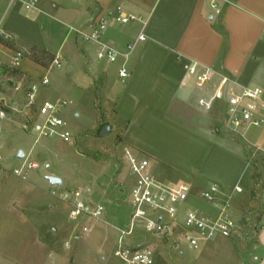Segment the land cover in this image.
Returning <instances> with one entry per match:
<instances>
[{
  "label": "crops",
  "instance_id": "crops-1",
  "mask_svg": "<svg viewBox=\"0 0 264 264\" xmlns=\"http://www.w3.org/2000/svg\"><path fill=\"white\" fill-rule=\"evenodd\" d=\"M213 1L218 4L219 14L212 7ZM118 7L137 20L122 23ZM24 8L20 1L0 0V19L13 36L9 41L13 48L0 42L1 95L5 97L8 88L16 87L24 78L40 81L48 77L49 70L28 55L14 69L10 68L14 51L37 47L54 56L59 53L64 70L52 79L48 77L52 82L50 91L77 94V101L72 96L73 103L84 107L81 95L104 83L103 90L113 98L118 116L127 122L124 143L137 155H149L158 175L167 170L169 177L161 175L162 180L188 185L192 191L200 188L199 192L212 184L226 191L236 185L243 188V193L252 191L253 168L244 150L238 142L225 139L219 118L209 115L212 109L201 107L199 100H209L221 76L226 75L260 89L258 115L264 119V0H39L29 15L24 14ZM45 17L68 28L57 47L44 37ZM92 20L103 22L106 43L128 53L117 61L120 66L114 78L104 61L97 59L99 45L85 42L73 33L72 29H86ZM142 34L145 40L139 39ZM128 44H134L131 52ZM190 63L198 66L195 76L185 69ZM124 64L130 74L126 80L119 76ZM207 68L215 74L200 85L197 76ZM42 86L39 91L44 89ZM223 103L227 111L223 99H216L213 106ZM17 104L12 102L5 107V119L13 117L11 110ZM5 119H0V135ZM218 126L222 127L212 128ZM184 141L191 151L195 150V159L185 157L181 150ZM250 142L264 148V131ZM201 204L204 211H213L209 204ZM240 235L239 228L231 237H217L202 247L208 250L213 240L223 238L241 242L243 250L252 238L247 260L249 264H264V211L253 234L247 240ZM239 264L246 263L242 260Z\"/></svg>",
  "mask_w": 264,
  "mask_h": 264
},
{
  "label": "rangeland",
  "instance_id": "rangeland-1",
  "mask_svg": "<svg viewBox=\"0 0 264 264\" xmlns=\"http://www.w3.org/2000/svg\"><path fill=\"white\" fill-rule=\"evenodd\" d=\"M24 14L29 15L30 10L24 8ZM67 31L64 25L46 18L44 37L52 46L57 47ZM73 33L77 34L75 31ZM105 62L103 65L110 68L111 76H118L119 62L109 65ZM64 65L62 62L60 67H52L48 77L52 79L61 73ZM33 83L38 84L39 80L24 78L16 87L8 88L9 93L5 97L2 95L8 106L12 102L18 104L11 110L13 117L3 120L5 126L0 135L1 153L11 163L22 149L25 156L37 161L41 168L32 171L26 181L11 176L0 181V264H119L114 256L118 239L115 226L126 228L132 212L129 200L132 179L126 158V152L130 149L127 142L123 141L127 122L118 116L113 98L103 90L104 83L81 95L84 107L73 103L72 96L76 100L77 94L52 93V82L42 86L44 89L39 91L36 102L31 104L27 93ZM47 98L68 102L61 113L71 132L68 141L56 135L41 133L35 128L40 121L38 107ZM225 110L224 103L212 107L209 115L219 118L223 126L212 128L217 130L222 127L220 130L225 139L238 142L236 144L244 150L253 168L252 191L238 194L231 205L234 218L241 222L239 238L247 240L264 211V165L262 157L254 155L250 142L262 136L264 123L246 130L243 128L249 143L224 127ZM105 125H109L111 130L108 135L101 136ZM182 145L185 157L195 159V150H190L188 142L184 141ZM137 157L150 156L140 152ZM164 171L162 177H169L167 170ZM46 175L60 177L63 184L51 186L45 179ZM75 188L88 191L84 197L92 203L101 202L106 206L109 225L100 226L89 234L82 233L84 222H72L69 217L70 205L54 194ZM198 190L200 188H193L194 193H199ZM201 203L190 198L184 206L201 208ZM220 239L222 241L213 240L214 244H210L208 250L202 247L207 242L201 243L199 248H189L182 241L180 231L173 227L160 235L137 230L131 241L152 246L155 250L152 264H239L242 260L249 264L247 259L252 238L246 242L249 248L245 246L243 250L241 242Z\"/></svg>",
  "mask_w": 264,
  "mask_h": 264
},
{
  "label": "built area",
  "instance_id": "built-area-1",
  "mask_svg": "<svg viewBox=\"0 0 264 264\" xmlns=\"http://www.w3.org/2000/svg\"><path fill=\"white\" fill-rule=\"evenodd\" d=\"M17 1L22 2L27 10L36 9L39 3V0ZM212 7L219 14L220 10L215 1H213ZM118 11L121 14L122 23L137 20V17L133 15L123 14L120 7H118ZM87 28L73 30L84 41L99 45L97 53L99 61L114 63L119 61L122 56H128V53H123L115 45L103 40L104 25L102 21L92 20ZM139 39L145 40L146 37L142 34ZM0 40H13V36L5 29L3 18L0 19ZM133 48L134 44H128V51L131 52ZM29 53V50L14 51L10 56L8 66L14 69ZM62 60V55L56 54L48 70L54 66L60 67ZM185 69L189 75L195 76L198 66L196 63H190L185 65ZM214 74L213 70L204 69L197 76L198 84L204 85ZM129 75L126 65H122L119 69V76L125 80ZM48 83L49 79L45 76L38 84L33 83L29 87L27 97L31 104L37 100L39 85H47ZM260 93L259 88L245 86L235 78L222 75L220 84L213 96L209 100L201 98L199 105L206 110H211L216 99H223L227 104L225 123L227 128L247 140L243 128L246 130L250 126H260L264 123V119L258 115ZM67 104L66 100L43 101L38 107L40 121L35 125V128L41 133L56 135L68 141L71 132L67 121L61 116ZM7 106L0 94V119L7 118V110L5 109ZM247 141L249 142V140ZM251 145L254 148V155L261 156L264 165V148L253 143ZM137 156L130 150L126 152L132 179L129 192L132 212L129 225L126 228L115 226L118 239L114 256L119 264L153 263L155 250L152 246L143 242L131 241L137 230H143L150 235H160L166 234L173 227L177 228L180 231L182 241L193 249L199 248L201 243L217 237H231L239 230L241 222L234 218L231 205L235 195L244 192L241 186L236 185L234 189L226 191L219 185L212 184L199 193H194L188 185L172 184L162 180L149 158ZM40 168V164L28 156L13 159L11 163H8V159L0 151V181L7 176L26 181L32 171ZM85 192L88 191L75 188L65 189L58 193L54 192V194L70 205L69 217L71 221L74 223L84 222L82 233L89 234L100 226L109 225V221L106 206L101 202L92 203L84 197ZM190 198L209 204L213 211H204L197 206L185 207L184 205L188 203Z\"/></svg>",
  "mask_w": 264,
  "mask_h": 264
},
{
  "label": "trees",
  "instance_id": "trees-1",
  "mask_svg": "<svg viewBox=\"0 0 264 264\" xmlns=\"http://www.w3.org/2000/svg\"><path fill=\"white\" fill-rule=\"evenodd\" d=\"M0 42L5 44L6 46L13 48V44H11V42L9 41L0 40ZM29 52L30 53L28 56L30 59L47 69L49 68L50 64L54 59V55H52L50 52L38 49L37 47L30 48Z\"/></svg>",
  "mask_w": 264,
  "mask_h": 264
},
{
  "label": "water",
  "instance_id": "water-1",
  "mask_svg": "<svg viewBox=\"0 0 264 264\" xmlns=\"http://www.w3.org/2000/svg\"><path fill=\"white\" fill-rule=\"evenodd\" d=\"M110 130H111V127L109 125H105L103 127V129L101 130L100 135L101 136H106V135L109 134ZM0 132H1V126H0ZM23 157H25V152L22 149H20L18 151V154H17L16 158L17 159H21ZM45 179L47 181H49L51 186H61L63 184V180L60 177H58V176L46 175ZM159 220H161V219H159Z\"/></svg>",
  "mask_w": 264,
  "mask_h": 264
}]
</instances>
